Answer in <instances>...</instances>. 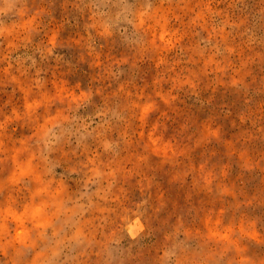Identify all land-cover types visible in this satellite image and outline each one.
I'll return each mask as SVG.
<instances>
[{
  "label": "rangeland",
  "instance_id": "1",
  "mask_svg": "<svg viewBox=\"0 0 264 264\" xmlns=\"http://www.w3.org/2000/svg\"><path fill=\"white\" fill-rule=\"evenodd\" d=\"M0 264H264V0H0Z\"/></svg>",
  "mask_w": 264,
  "mask_h": 264
}]
</instances>
